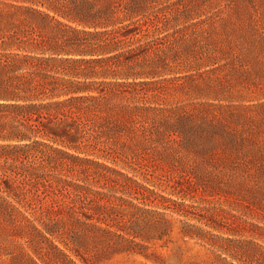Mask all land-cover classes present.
I'll list each match as a JSON object with an SVG mask.
<instances>
[{
    "label": "trees",
    "instance_id": "trees-1",
    "mask_svg": "<svg viewBox=\"0 0 264 264\" xmlns=\"http://www.w3.org/2000/svg\"><path fill=\"white\" fill-rule=\"evenodd\" d=\"M199 12L183 0H0V264H91L94 250L157 261L167 215L183 242L216 243L156 170L177 165L171 191L185 196L195 158L245 141L220 102L168 100L170 84L195 88L225 57ZM246 33L264 46V20Z\"/></svg>",
    "mask_w": 264,
    "mask_h": 264
},
{
    "label": "rangeland",
    "instance_id": "rangeland-1",
    "mask_svg": "<svg viewBox=\"0 0 264 264\" xmlns=\"http://www.w3.org/2000/svg\"><path fill=\"white\" fill-rule=\"evenodd\" d=\"M183 1L200 8L201 15L195 19L203 17L211 23L208 31L217 41L220 36L221 44L217 45L224 50L225 57L213 66L217 68L204 66L196 72L199 83L196 82L195 88L193 84L191 87L170 84L168 100L188 97L220 102L216 112L224 114L228 124L245 141L231 149L218 147L205 160L193 157L200 164L188 187H184L188 192L185 196L171 191L183 182L177 165H158L156 170L169 176H162L163 185L158 188L168 196L188 202V206L181 207L201 218L189 219L219 237L216 243L202 240L200 244L194 238L183 242L177 231L181 222L167 215L174 229L151 242L150 250L160 255L157 261L132 252L106 254L96 261L94 250L91 264H186L189 261L221 264L214 259L215 251L239 264H264V248L259 245L264 243L261 237L264 236V46L253 47L258 43L249 44L246 38L249 23L264 20V0ZM220 161L221 165L217 166Z\"/></svg>",
    "mask_w": 264,
    "mask_h": 264
}]
</instances>
